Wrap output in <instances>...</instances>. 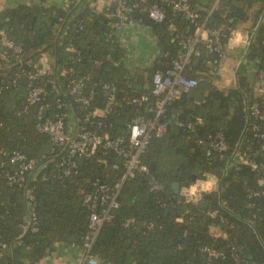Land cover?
I'll list each match as a JSON object with an SVG mask.
<instances>
[{
    "label": "trees",
    "instance_id": "trees-1",
    "mask_svg": "<svg viewBox=\"0 0 264 264\" xmlns=\"http://www.w3.org/2000/svg\"><path fill=\"white\" fill-rule=\"evenodd\" d=\"M124 2L131 6L135 0ZM189 3L200 8L197 14L201 19L215 3L212 16L214 13L219 16L213 23L207 22L209 27L224 25L230 29L254 30V40L245 57L254 62L253 66L258 71L264 72V0H189ZM154 4L160 6L165 14V21L162 24L153 23L152 28L159 36L166 59L162 66L148 70L151 77L172 65L183 51L176 45L177 39L191 36L193 32L190 24L180 14L167 8L162 0H146L142 7ZM139 9V6L134 8L129 18L134 19L141 14ZM69 10L51 7L40 13L20 7L7 12L9 20L0 23V28L7 32L8 37L22 47L23 59L30 60L28 65H18L0 59V69L7 67L0 70V86L7 87L0 93V164L11 153L20 152L27 159L47 165L45 180L38 179L33 183L37 220L34 232L24 228V185H8L4 169L12 168H0V244L10 249L0 252V264H38L55 243L78 248L81 244L80 229L88 216V210L81 204L83 194L90 191L91 182L113 185L122 174L120 165L118 170L112 169V165L116 164L112 152L96 151L89 156L77 157V172L63 176L62 170L53 166L59 160L60 147L38 131L34 112L37 106L27 107L25 101L27 82L20 78L15 86H11L9 81L14 74L39 71L40 66L35 60L42 54L54 57L56 71L40 75L33 82V86L44 91L41 103L46 105L43 113L45 121L71 113L78 120L85 113L73 96L68 95L72 79L81 80V91L90 98V109L106 107V93L101 88L104 84L119 92L105 116L85 124L99 134L122 136V126L130 123L129 110L134 115L149 116L145 109L152 98L149 92L142 94L133 90L131 79L123 67V52L115 43V33L109 26L113 20L94 16L91 8L85 5L56 39L57 30L67 19ZM34 13H40L42 20L45 19L42 25L44 36L33 42H22L23 22ZM170 24L176 28L175 34L164 35L165 28ZM187 27L189 32L185 33ZM68 45H73L76 53H68ZM216 61V54L198 46L197 54L189 56L183 69L186 77L198 80V86L189 95L166 106L163 120L169 122L168 134L174 137V142L170 144L171 152L182 158V162L175 165L178 167L177 174L155 169L161 153L160 140L164 137L152 140L141 157V163L148 168L154 166V169L149 168L150 173L163 189L149 191L141 176L125 182L119 192L120 208L110 222L115 228L114 240L106 244L98 238L93 247L95 256L114 262L112 256L119 257L122 249L128 247L129 264H203L205 255L202 248L211 247L224 254L223 259H217L212 264H264V198H249L246 192L247 188L258 190L256 174L244 165L229 167L230 157L238 150V144L242 146L249 141L253 150L258 147L253 134L244 128L246 107L252 100L250 79L240 68L236 85L230 86L226 92L218 90L211 82L216 72ZM61 67L72 72L60 76ZM142 95L148 96L149 102L139 108L129 104ZM127 106L128 110L125 109ZM195 117H200L202 124L197 125L192 133L173 124L175 121L191 123ZM81 125L79 122L78 126ZM217 132L224 135L229 147L224 159L214 154L206 157L205 148L195 143L196 139L206 140ZM204 174L218 179L220 192L208 195L207 199L203 197L197 206L179 201L172 193L173 182H178L180 187L188 186L194 182L192 175L201 179ZM207 211H216L225 224H221L219 218H208L205 215ZM128 220L130 223L125 226ZM213 227H218L220 237L210 235ZM123 240L129 241L127 247L121 245ZM232 255H237L238 261L235 262Z\"/></svg>",
    "mask_w": 264,
    "mask_h": 264
},
{
    "label": "built area",
    "instance_id": "built-area-1",
    "mask_svg": "<svg viewBox=\"0 0 264 264\" xmlns=\"http://www.w3.org/2000/svg\"><path fill=\"white\" fill-rule=\"evenodd\" d=\"M106 1L114 3L111 10L92 7L91 13L106 20L117 18L118 21H113L111 24L113 29L127 24L131 20L129 14L138 6L140 13L152 23L162 24L165 21V14L160 6L154 4L149 7H142L146 0H135V3L131 6H127L124 0ZM162 1L166 3L167 8L173 13L180 14L190 24L193 33L191 36L177 39L176 44L183 48L184 51L177 55L172 65L152 75L149 90L152 100L146 107V112L149 116L134 115L132 121L127 124L128 135L125 138L123 136L110 137L107 134H99L85 125L90 123L92 119L101 118L109 112L108 106L113 102L116 91L108 84H104L101 87L106 93V107L103 109H90V98L82 94L81 80H70L68 95L73 96L74 101L82 106L85 113L78 120L71 113L62 115L52 121H45L43 120V113L46 105L41 103L44 91L39 87L33 86V82L38 76L46 73L40 69L35 73L29 74L20 71L14 74V78L9 81L11 86H15L20 78H24L27 82L26 105L27 107L37 106L36 123L38 131L48 136L54 145L60 147L59 160L54 162L53 166L61 169L63 176L67 177L72 172L74 174L77 172L75 161L77 157L89 156L96 151L112 152L116 158L119 157L121 159L120 163L112 165L113 170H118V165L122 168L120 178L113 185L93 181L90 183V191L82 196L81 204L88 210L79 246L84 264H99L97 257L93 253V247L104 226L110 225V222L115 217V212L120 208L119 192L125 182L141 176L149 191L155 192L163 189L162 184L150 173L148 166L141 163V157L150 146L152 140L163 138L168 134L169 122L163 120L166 106L171 102L180 100L183 96L189 95L198 86V80L188 78L183 74V69L188 62L189 56L195 54L198 46L203 47L208 53L216 54L217 61L214 64V70L217 73V71H222L225 68V62L228 57L232 53L237 52L236 66L238 72L247 63L245 54L254 40V30L230 29L224 25L218 27L207 26L215 4L206 12V16L201 19L197 14V10L200 8L192 6L189 0ZM0 49L2 50L0 59L6 63L11 62L18 65H28L30 63L29 59H23L22 47L9 38L7 32L2 28H0ZM66 51L68 53H76L73 45H68ZM252 64L254 65V63ZM71 72V70L61 67L59 75L64 76ZM253 72H255L254 79L250 80L252 100L249 101L246 107L247 119L245 120L244 128L253 134V139L258 142V147L253 150L251 148L252 142L249 141H245L242 146L238 144V150L233 152L230 157L229 167L244 165L256 174L258 190L253 191L247 188L246 192L249 198H264V72L258 71L255 67ZM237 74L233 78L232 86L236 85ZM6 88L0 86V93ZM147 102H149L148 96L142 95L139 99L131 100L129 104L139 108L143 103ZM66 121H68V124H66ZM79 122L82 123L81 126H78ZM173 124L192 133L197 125L202 124V119L195 117L191 123L184 124L180 121H175ZM195 143L205 148L206 157L214 154L219 159H224L229 150L221 132L208 136L206 140L198 138ZM46 166L45 163H40L35 159H27L20 152L11 153L7 160L0 164V168H12L11 170L4 169V176L8 185H24L26 206L24 228H28L32 232L37 229L33 194L35 187L33 183L38 179L45 180L44 170ZM209 181L211 182L210 187L204 190L202 185ZM193 184L196 185V192L190 194L189 188ZM220 189V183L214 175L204 174L201 179H196L192 184L180 187L179 194L184 203L197 206L204 196L216 194L220 192ZM205 215L210 219L219 218L216 211H207ZM218 220L221 224H225L222 218ZM129 223V220L126 221L125 226ZM210 235L213 238H218L221 236V232L218 227H213L210 230ZM9 250V247L0 244V252L4 253ZM202 252L205 255L203 264H212L215 260L224 258L223 252L211 247L202 248ZM231 257L235 262L238 261L237 255H232Z\"/></svg>",
    "mask_w": 264,
    "mask_h": 264
},
{
    "label": "crops",
    "instance_id": "crops-1",
    "mask_svg": "<svg viewBox=\"0 0 264 264\" xmlns=\"http://www.w3.org/2000/svg\"><path fill=\"white\" fill-rule=\"evenodd\" d=\"M85 5H88L90 8L99 7L102 10L105 9L111 10L112 8L111 7L112 3H109L106 0H0V23L7 22L9 20L8 17L9 15H6L7 12L16 11L20 7H26L34 11H39L41 13V11L48 10L51 7L69 10L70 7L73 6L72 9L69 10L67 19L64 21L63 25L60 28H58L57 30V35H58L60 32L62 33L65 25H67V23L73 17H75L78 11ZM40 13L32 14L30 17L26 18V20L23 22L22 27L24 33L21 37L22 42H33L44 36V29L42 25L45 22V19L42 20L43 17L39 16ZM214 14H218V13H214ZM32 17H35L33 27L30 28L31 25H29L28 29H25L24 27L25 22L28 19H31ZM112 23L113 22H111V24ZM111 24H109L110 28H111ZM152 24L150 26H147L143 23V20L141 18L136 17L134 19H131L127 24H124V26L115 29L112 28L114 33L116 29H121L119 36L115 35L116 37L115 43L117 44L118 48H120L123 52L122 63H123V67L126 69L129 78L131 79V85L134 84L142 87V90H137L134 88L133 90L135 92L142 94L147 93L150 90L151 76L149 75L148 70H150L155 66H159V67L162 66L163 62L166 59V53L163 52V49L160 46L159 36L153 30ZM175 31L176 28L170 24L165 28L163 34L164 35L167 34V36H173L175 34ZM188 32H189V27H187L185 30V33ZM41 33H43V36L38 37V34ZM24 38H27L28 40L23 41ZM178 47L184 51L183 48H181L180 46ZM195 54H197V49ZM236 62H237V52L232 53L228 57V59L225 62V68L222 71H217V73L215 72L213 77L214 79L211 82L213 86H215L218 90L220 89V87H222V92H226L227 90H229L230 86H232L233 78L238 73ZM37 63L40 66V70L44 71L46 74L51 72L54 73L56 71L55 61L53 56H49L48 54H43L40 58H38ZM252 63L254 62L247 59V63H245V66L242 67V70L246 73V75H249L251 74V72H253L254 66ZM6 69L7 67H4L0 70H6ZM130 113H133L132 110L128 111V115ZM160 141H161L160 142L161 153L162 151H172L170 144L174 142V137L171 133L167 134V136H165L164 139ZM176 164L177 163H174L169 167L161 168L158 159L157 164L155 165L156 166L155 169L157 170L159 169L164 172L165 171L174 172V170L178 168L175 167ZM140 217H142V215ZM100 235L98 238H100ZM114 237L115 234L111 242L114 240ZM121 245L127 247V245H129V241L123 240L121 241ZM96 257L99 261V264H129L131 261L128 247L126 248V250L122 249L119 257H117L116 255L112 256V261L114 260V262H111L109 259L104 260L102 258H99L98 256ZM38 264H84V262L79 247L77 248L71 245L55 243L52 246L50 253L46 255Z\"/></svg>",
    "mask_w": 264,
    "mask_h": 264
},
{
    "label": "water",
    "instance_id": "water-1",
    "mask_svg": "<svg viewBox=\"0 0 264 264\" xmlns=\"http://www.w3.org/2000/svg\"><path fill=\"white\" fill-rule=\"evenodd\" d=\"M113 5H114V3L112 4V6H113ZM112 6H111V7H112ZM218 16H219L218 14H214V15L210 18V20H209V24H211V23L214 21V19H215L216 17H218ZM137 18H141V19L143 20V23H144L145 25H147V26H150V25L152 24V22H151L146 16H144V15L139 14V15H137ZM112 20H113V21H116V22L118 21L117 18H113ZM34 21H35V17H32L31 19H28V20L25 22V24H24L25 29H28L29 25H31L30 28H32V27H33V24H34ZM127 22H128V21H127ZM120 32H121V29H116V30H115V35H116V36H119ZM60 34H61V32L57 35V38H56V39L59 38ZM42 36H43V33L38 34V37H42ZM27 40H28L27 38H24V39H23V41H27ZM35 62L37 63V62H38V59H36ZM254 76H255V72H252V73L249 75V79H250V80H253V79H254ZM132 88L137 89V90H142V87H140V86H138V85H134V84L132 85ZM118 96H119V92H116V97H118ZM125 109L128 110V109H129V106H127ZM146 110H147V109H145V111H146ZM34 112H36V110H34ZM133 117H134V114H133V113H130V114L128 115V121L131 122L132 119H133ZM122 129H123L122 136L125 138V137L128 135L127 124H124V125L122 126ZM120 160H121V159H120L119 157H117V158H116V163H120ZM149 168H150V169H153V166L151 165ZM177 171H178V168H176V169L174 170V175L177 174ZM195 179H196L195 175H192V181H195ZM179 190H180V184H179L178 182H173V183L171 184V191H172V193L177 197V199H178L179 201H182V197H181L180 194H179ZM208 197H209L208 195L204 196L205 199H207ZM84 227H85V224H84L83 227L80 229V235H81V236L83 235ZM114 234H115V228H114L112 225H109V224H108V225H105L104 228H103V230H102V232H101L100 239H101L103 242L110 243L111 240H112V238H113V236H114ZM188 238H189V237H188Z\"/></svg>",
    "mask_w": 264,
    "mask_h": 264
},
{
    "label": "rangeland",
    "instance_id": "rangeland-1",
    "mask_svg": "<svg viewBox=\"0 0 264 264\" xmlns=\"http://www.w3.org/2000/svg\"><path fill=\"white\" fill-rule=\"evenodd\" d=\"M219 90L222 91V87H220ZM180 162H182V158L178 154L172 153L171 151H162L159 157V163L161 168H166L173 165L174 163Z\"/></svg>",
    "mask_w": 264,
    "mask_h": 264
},
{
    "label": "clouds",
    "instance_id": "clouds-1",
    "mask_svg": "<svg viewBox=\"0 0 264 264\" xmlns=\"http://www.w3.org/2000/svg\"><path fill=\"white\" fill-rule=\"evenodd\" d=\"M210 181L209 182H206L202 185L203 189L204 190H207L209 187H210ZM196 192V185L193 184L190 188H189V193L190 194H194Z\"/></svg>",
    "mask_w": 264,
    "mask_h": 264
}]
</instances>
